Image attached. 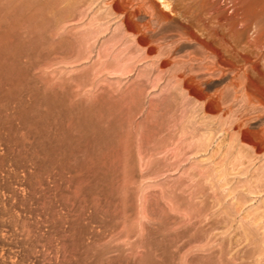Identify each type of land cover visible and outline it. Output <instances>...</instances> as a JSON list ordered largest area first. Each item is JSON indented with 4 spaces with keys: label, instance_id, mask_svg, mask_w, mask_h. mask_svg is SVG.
Segmentation results:
<instances>
[{
    "label": "rangeland",
    "instance_id": "rangeland-1",
    "mask_svg": "<svg viewBox=\"0 0 264 264\" xmlns=\"http://www.w3.org/2000/svg\"><path fill=\"white\" fill-rule=\"evenodd\" d=\"M168 12L0 0V264H264L260 113Z\"/></svg>",
    "mask_w": 264,
    "mask_h": 264
},
{
    "label": "bare ground",
    "instance_id": "bare-ground-1",
    "mask_svg": "<svg viewBox=\"0 0 264 264\" xmlns=\"http://www.w3.org/2000/svg\"><path fill=\"white\" fill-rule=\"evenodd\" d=\"M185 1L186 3L187 1L192 3L193 7H191L193 9L187 10L185 8V10L181 11L178 7L181 5L178 2L176 4L174 0H164L165 7L166 9L168 8L169 12L163 13V16L168 18L170 15L182 13L188 15L186 17H192L193 20L206 21L208 23L206 29L211 27L210 30L215 31L216 29L214 28H221L222 33H208L206 31L204 33L206 39H201L193 33L192 40L190 41H194L197 45L201 46L204 54L207 55L208 59H212L211 64L218 71L224 68L228 70L231 78L228 87L231 101L243 104L242 114L250 111L260 113L258 121L259 124L264 125V28L262 29L259 26V23L264 20V0H260L254 6H248L246 0ZM138 12L140 13V17H147L143 6L138 8ZM184 15L181 18H184ZM143 21H146V19ZM241 22L248 24L239 31L238 27ZM252 25L259 26H254V29L257 31L254 39L248 35L250 29H252ZM225 31H233L234 33H224ZM227 109L228 113L237 118L238 115L231 110L230 106ZM236 125L234 121V129L237 128ZM256 134L260 142L251 143V145L262 153L264 152V148H261L262 142H264V126L259 128Z\"/></svg>",
    "mask_w": 264,
    "mask_h": 264
}]
</instances>
